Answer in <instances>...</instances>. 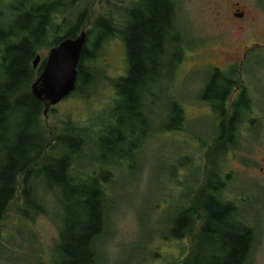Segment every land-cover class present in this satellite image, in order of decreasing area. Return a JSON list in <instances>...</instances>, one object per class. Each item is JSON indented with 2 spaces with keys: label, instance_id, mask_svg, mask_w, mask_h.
Segmentation results:
<instances>
[{
  "label": "rangeland",
  "instance_id": "1",
  "mask_svg": "<svg viewBox=\"0 0 264 264\" xmlns=\"http://www.w3.org/2000/svg\"><path fill=\"white\" fill-rule=\"evenodd\" d=\"M138 1L81 0L76 8L67 12L66 16L69 17L70 14L77 15L87 9L81 30L88 37L85 48L90 60L86 63L95 70L96 77L87 87L86 94H73L74 91L41 119L51 137L52 133L58 135L62 131L60 126L67 121L79 122L86 133L93 132L90 136L97 144L93 152L95 162L90 166V158H87L77 168L82 171L84 182H87L93 167L98 168L97 173H109L104 176L110 182L106 185L107 227L99 241L103 258L106 259L103 264H189L194 251V236L201 219L196 222L195 230L182 240L172 239L171 234L179 213L201 214L196 194L188 196V205L184 203V195L186 189H193L201 181L200 189L204 186L205 166L210 152L206 151L202 156L205 148L201 138L210 140L212 136L211 124L206 118L210 111L198 99L202 93V75L206 74L204 70L215 67L223 69L235 63L245 46L251 42L264 44V0H178L179 17L183 21L185 37L189 38L188 43L181 46L185 54L181 61L176 63L178 57L169 63L170 66L175 63L174 68L172 66L168 75H163V84L155 87L148 98L150 114H155V118L146 123L139 119L131 120L129 126L135 130V135L128 143L118 145L115 143L118 133L109 137L99 135L98 129L104 123L117 129L120 119L126 117L124 113L115 112V108L122 105L123 101L116 95L114 81L126 73L125 36L122 37L121 33L129 23L130 11L136 8ZM5 3L0 0V36L6 32L10 19ZM234 3H238V6L234 7ZM237 10L245 12L250 20L243 31L237 27L232 16L233 13H239ZM100 17L113 19L115 36L103 40L96 51L97 33L93 24ZM48 45L43 44L37 52L41 58L37 69L41 70L48 56L51 49ZM169 55L170 60L176 53L169 51ZM250 58L257 65L264 66V54L259 50L251 51ZM1 72L0 68V78ZM254 85L255 88L250 86L251 91L264 93V88L256 81ZM172 100L179 109H184V119L181 118V121H178L179 116L172 109ZM125 123H128V119H125ZM178 125L180 129H175ZM239 129L240 148H244L248 136L244 134L242 126L237 128L236 133ZM255 138L252 137V140ZM237 140L238 136L234 138L235 143ZM104 141L115 143V151L108 153L103 149L101 144ZM52 144L55 145L54 140ZM252 144L254 148L250 156L254 166H243L241 157H227L224 160L232 171L239 174L236 179L243 181L237 180L233 184L235 192H250L254 196L252 204L245 210L248 218L250 213L247 225L258 235L250 264H264V211L257 216V209L255 211L253 206L256 201L257 204H264V195L257 192L255 186L259 185L261 179L264 182V173L259 171L263 166L264 127L257 141ZM124 152L128 153L122 157ZM65 153L69 151L58 148L53 155L60 157ZM100 157H104L103 160L108 163L102 164ZM46 178L44 175L40 177L41 189L50 184ZM22 179H18L20 185L15 199L0 224V264H53L59 236L57 226L62 217L69 215L74 208L55 188L58 194L47 195L45 201L50 216L39 214L33 215L28 221L23 220L20 215L25 208ZM246 180L255 185L244 184ZM203 251L196 253L194 261L210 258L212 250L205 248Z\"/></svg>",
  "mask_w": 264,
  "mask_h": 264
},
{
  "label": "trees",
  "instance_id": "2",
  "mask_svg": "<svg viewBox=\"0 0 264 264\" xmlns=\"http://www.w3.org/2000/svg\"><path fill=\"white\" fill-rule=\"evenodd\" d=\"M4 1L10 19L6 32L0 36V224L15 199L19 178H23L21 188L25 206L20 215L25 221L33 215L50 216L45 208L46 196L54 193L56 196L57 188L74 209L62 217L57 226L59 236L53 264H103L106 259L99 241L107 227L106 185L110 182L104 176L108 172L97 173L98 168L93 167L87 182H84L82 171L77 168L87 158H90V166L95 162L93 152L97 144L90 136L93 132L86 133L79 122L67 121L59 128L62 131L58 135L52 133L51 137L41 119L43 104L31 93V86L41 72L33 68L38 50L45 43L53 48L63 39L75 38L82 28L87 9L67 17V12L76 8L81 0ZM136 8L130 11L129 23L121 33L122 37L125 36L126 73L114 81L116 95L123 101L115 112L124 113L128 123L122 117L117 129L105 126L106 123L98 129L99 135L110 137L118 133L115 142L118 145L128 143L135 135V130L129 126L131 120L139 119L146 123L155 118V114H150L148 98L155 87L163 84V75H168L162 72L163 69L170 71L172 66L173 69L175 63L172 66L169 63L180 56L179 43L168 35L173 11L167 0H140ZM113 27L114 21L108 17H100L94 22L96 51L103 40L115 36ZM169 51L176 53L170 60ZM88 54L84 48L73 94H86L87 87L96 77L95 70L86 63L90 60ZM171 104L179 116L178 121L184 119V109H179L173 100ZM178 128L179 125L175 127ZM115 143L104 141L101 146L112 153ZM58 148L69 153L55 157L53 153ZM127 153L124 152L122 157ZM100 158L102 164L108 163L104 157ZM43 175L50 184L41 189L40 177ZM202 203L206 213L201 226L203 241L199 242V233L194 236V251L189 264H212V261L214 264H241L247 253L250 234L228 224L226 215L230 206L223 207L209 196ZM199 220L194 212L179 213L172 229V239L182 240L186 234L192 233ZM205 248L212 250L210 258L194 261L196 253Z\"/></svg>",
  "mask_w": 264,
  "mask_h": 264
},
{
  "label": "flooded vegetation",
  "instance_id": "3",
  "mask_svg": "<svg viewBox=\"0 0 264 264\" xmlns=\"http://www.w3.org/2000/svg\"><path fill=\"white\" fill-rule=\"evenodd\" d=\"M177 1L178 0H167L173 11L171 17V22H173L170 24L171 31H169L168 35L170 34V36L174 37L179 43L180 56H178L179 58L177 60L181 61L185 54V51L182 50L181 46H185V44L188 43L187 39L189 38L187 36L185 37L184 34L185 29L183 21H181V18L179 17V6ZM236 6H238V3H234V7ZM134 10L137 9L135 8ZM232 16L234 21L237 22V27L242 31L246 27V22H250L245 12L239 11V13H233ZM190 41L192 42V40ZM253 50H259V52L264 54V44H261L260 42H251V44L245 46L244 51L238 59L235 60V63L228 65L223 69L215 67L204 70L203 72H206V74L202 75L204 81L202 80V88L200 89L202 93L198 99H200V102L203 105H206L210 111V114L206 116V118L211 124L210 132L212 133V136L210 140L201 138L205 148L204 152H202V156L206 151H210L208 155V164L205 166L207 171L205 173L206 178L204 179V186L200 189L202 184L201 181L200 184H197L193 189L189 188V190L192 191L195 189L193 193L196 194L197 204L199 205L201 212V214H196V218L201 219L197 231L201 237V239L199 237L200 243L203 241L201 226L206 217V213L202 209V202L207 196L214 199L217 204L223 207L230 206L226 215L228 224L238 226L239 229L237 230L244 234H250L247 253L241 264L251 263V253L258 240L256 238V236L258 237L256 231H252L247 225L248 220L250 219V213H248L249 218L247 217V213H245V210L252 204L251 201L254 196L250 192H235L236 187H234L233 184L237 183V180L240 181L239 179H236V176L239 177V174L232 171L229 163H226L224 159L227 157H241V163L243 166L248 168L254 166L250 154L252 153V148H254L252 142L254 143L257 141L260 136V131L264 127V93L262 91L258 93L256 90L251 91L250 86L251 88H255L254 81H256L260 87L264 88V66L262 64L257 65L255 61H252L250 55ZM168 71L169 70L167 69H163L162 72L168 73ZM241 126L243 131H245L244 134L248 136V142L244 148H240V129L236 133L237 128H240ZM236 136H238L237 143L234 141ZM252 137L256 138L252 140ZM238 143L239 146L237 145ZM250 144H252L251 148ZM261 162L263 166L259 171L264 173V156L262 157ZM258 182L259 185H255L246 180L244 184L250 183L255 185L257 192L260 191L264 195V182L262 183V179ZM189 190L186 189L184 195V203L186 205L190 203V199L189 201L187 199L188 195L189 197L192 196ZM253 206L255 211L257 209V216L261 215L264 211V204L262 203L257 204L256 201ZM200 215L203 216L200 217ZM215 240H217L216 235ZM211 263L214 264L213 261Z\"/></svg>",
  "mask_w": 264,
  "mask_h": 264
},
{
  "label": "water",
  "instance_id": "4",
  "mask_svg": "<svg viewBox=\"0 0 264 264\" xmlns=\"http://www.w3.org/2000/svg\"><path fill=\"white\" fill-rule=\"evenodd\" d=\"M87 38L86 32L81 30L75 38L63 39L50 49L39 76L31 86L32 96L43 104V116L75 91L77 68ZM40 60V56H36L34 69H37Z\"/></svg>",
  "mask_w": 264,
  "mask_h": 264
}]
</instances>
